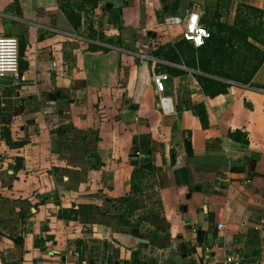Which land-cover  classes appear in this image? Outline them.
I'll use <instances>...</instances> for the list:
<instances>
[{
    "label": "crops",
    "instance_id": "1",
    "mask_svg": "<svg viewBox=\"0 0 264 264\" xmlns=\"http://www.w3.org/2000/svg\"><path fill=\"white\" fill-rule=\"evenodd\" d=\"M96 1L90 23L103 18L94 26L122 51L73 38L89 21L73 29L58 0H0V35L19 40L26 78L0 85V264H128L134 251L154 264H219L229 252L264 264V62L250 84L226 81L210 98L196 70L158 59L173 106L164 113L150 61L135 53L179 41L184 26L164 18L201 17L215 0ZM238 11L264 25V0L223 2L219 20L233 23ZM235 130L248 142L228 137ZM152 213L165 228L134 225Z\"/></svg>",
    "mask_w": 264,
    "mask_h": 264
},
{
    "label": "trees",
    "instance_id": "2",
    "mask_svg": "<svg viewBox=\"0 0 264 264\" xmlns=\"http://www.w3.org/2000/svg\"><path fill=\"white\" fill-rule=\"evenodd\" d=\"M173 1V3L168 5L176 8L179 0ZM223 2L227 5L230 3V0H215L212 7L214 10H210V8L205 6L204 13L200 17V22L208 28L210 36L201 46L194 47L190 42L181 38L175 43L159 46L151 51V54L157 59L183 63L187 67L196 70L195 78L202 93L210 98L224 94L227 91L230 84L226 81H233L243 85L250 84L253 76L264 62V51L260 47H264V25L260 22L250 24L246 17L239 14V11L233 23L220 21L218 8ZM58 3L73 29H78L83 24V18L85 17V20L87 18L90 25L89 33L87 34L89 38L110 46L121 47L119 37L107 38L102 33L103 31L98 30L94 26L96 23L95 20H93L95 23H90V16L88 15H91L92 10L96 7V0H58ZM168 5L164 7V11L169 8ZM245 8L251 9L248 6H245ZM102 9L110 10L106 5H103ZM252 9L256 10V8ZM113 18V23L116 25L118 21L117 11L113 13ZM97 26L99 28L106 26L103 18ZM104 28L107 29L106 27ZM88 49L91 51L100 50L105 52L111 50L108 47L98 46L93 43L88 44ZM163 70L173 73V75L185 73L182 70L169 66H164ZM196 108L202 128L207 127L208 123L204 106L197 105ZM228 137L242 144L248 142L246 134L239 130L228 132ZM141 145L144 151L147 153L150 151L148 138H146V141L141 142ZM135 153L138 154L139 152L136 151ZM149 166L147 164V167ZM118 201L127 203L126 205H131L132 202L129 196L120 198ZM129 212H132V210H129ZM123 215L124 212L119 215L120 220H124ZM144 220H149L150 223H156L154 225L159 228H165L167 225L165 220L157 213H152L151 217L142 216L137 218L134 225H138ZM137 254L138 251L132 252V257L128 264H154L153 261L148 263L136 260Z\"/></svg>",
    "mask_w": 264,
    "mask_h": 264
},
{
    "label": "built area",
    "instance_id": "3",
    "mask_svg": "<svg viewBox=\"0 0 264 264\" xmlns=\"http://www.w3.org/2000/svg\"><path fill=\"white\" fill-rule=\"evenodd\" d=\"M164 23L166 26L182 24L184 28L181 32V37L184 40L190 42L194 47L201 46L203 42L210 36L208 28L200 22V13L197 11H191L187 14V16L184 17L166 16L164 18ZM72 37L86 44L93 43L98 46L108 47L111 50L116 49L122 51L119 47L104 44L103 42L89 38L87 35L72 33ZM131 54L133 53L131 52ZM135 54L139 58L150 61V77L154 85V89L158 94V103L164 113H171L173 111L172 102L168 96L163 94L165 91V82L169 76L167 73L155 71L157 64L161 61L152 55L144 54L142 52H137ZM19 60V40L14 36L0 35V76H9L10 85L13 87L21 86L26 80L24 74L20 70ZM182 68L187 70V68L184 66H182ZM227 82L231 83V81ZM194 84L197 87L199 86L196 80L194 81ZM259 90L264 98V84L261 88H259ZM219 264H242V260L236 253L229 252L224 254Z\"/></svg>",
    "mask_w": 264,
    "mask_h": 264
},
{
    "label": "water",
    "instance_id": "4",
    "mask_svg": "<svg viewBox=\"0 0 264 264\" xmlns=\"http://www.w3.org/2000/svg\"><path fill=\"white\" fill-rule=\"evenodd\" d=\"M188 11H191V9H189ZM0 85H4V86L5 85H10V78H9V76H0ZM50 96L52 97L53 94H50ZM184 144H185V147H186L187 152H190V143L188 142V140H185L184 141ZM198 234L200 236V232Z\"/></svg>",
    "mask_w": 264,
    "mask_h": 264
},
{
    "label": "rangeland",
    "instance_id": "5",
    "mask_svg": "<svg viewBox=\"0 0 264 264\" xmlns=\"http://www.w3.org/2000/svg\"><path fill=\"white\" fill-rule=\"evenodd\" d=\"M97 18H98V17H96L95 21H96V24L98 25V23H101V19H98V20H97Z\"/></svg>",
    "mask_w": 264,
    "mask_h": 264
}]
</instances>
